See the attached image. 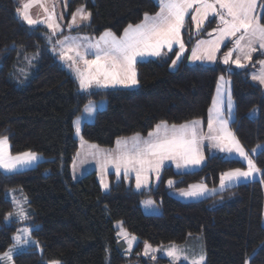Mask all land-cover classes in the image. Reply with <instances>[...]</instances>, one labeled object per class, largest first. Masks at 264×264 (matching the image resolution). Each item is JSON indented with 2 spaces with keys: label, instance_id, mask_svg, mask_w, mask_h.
<instances>
[{
  "label": "trees",
  "instance_id": "obj_1",
  "mask_svg": "<svg viewBox=\"0 0 264 264\" xmlns=\"http://www.w3.org/2000/svg\"><path fill=\"white\" fill-rule=\"evenodd\" d=\"M66 5L65 21L78 6L86 7L91 20L73 29L63 25V31L53 35L43 25L28 26L17 11L18 0H0V136H9L12 155L29 151L43 156L25 170H0V253L12 244L16 229L29 224L37 245L17 252L14 264H168L164 257L142 256L145 243L183 244L196 234L203 237V264H264V88L249 76L258 57L244 69L219 58L210 66L190 64L194 42L209 37L218 21L209 18L194 33L189 16L181 33L185 49L175 67L177 48L138 61L136 87L84 91L53 51L55 41L75 32L97 36L110 30L119 36L145 13L158 11L159 0H68ZM257 8L264 22V0ZM222 73L230 78L234 104L229 129L261 170L255 177L194 201L171 196L169 190L194 182L216 188L221 173L247 167L242 158L206 152L204 163L193 171L164 166L160 182L149 189L137 190L131 176L112 173L108 189L102 191L94 170L73 180L70 167L81 137L89 144L112 147L118 138L136 133L145 137L160 121H204ZM102 99L106 106L82 122L76 137L74 120L89 101ZM17 187L27 196L30 210L26 218L8 222L5 217L13 205L6 193ZM150 194L160 203V214L142 211L140 201ZM117 220L138 238L132 251L116 236Z\"/></svg>",
  "mask_w": 264,
  "mask_h": 264
},
{
  "label": "snow or ice",
  "instance_id": "obj_2",
  "mask_svg": "<svg viewBox=\"0 0 264 264\" xmlns=\"http://www.w3.org/2000/svg\"><path fill=\"white\" fill-rule=\"evenodd\" d=\"M33 2V0H30ZM29 3L23 5V10L17 9L22 14L23 19L29 25H36L42 21L33 19L28 12ZM257 0H159V11L154 15L144 14L143 20L138 24H128L124 28L123 34L117 36L110 30H106L98 39L90 37L72 38L64 37L63 40H56V45L61 47V58L71 61L69 65L76 72L79 80L80 89L87 91L94 85L97 87H108L122 85L131 87L138 84L136 63L138 58L145 56H162L168 51L173 50L174 44H179L180 51L176 52V59L172 61L175 66L185 49L181 39L182 30L186 28L187 17L195 25V31L200 32L209 17L218 18V27L213 29L215 38L208 41H198L197 47L192 49V60L215 61L216 53L221 45L228 40L232 42L233 47L224 54L223 63L228 65L230 62L237 67L243 68V61H250L252 54L257 50H264V22L261 15L257 14ZM91 13L85 11L83 6L78 8L73 14L69 24L71 28L77 25L79 21H86ZM79 18V20H78ZM48 28L52 29V34L56 35L60 30V25L56 23L52 15L47 20ZM51 40V37H49ZM80 40V43L76 41ZM68 52H75V58L66 55L63 49ZM83 49V52L80 51ZM56 51V48H53ZM233 53L236 58L232 59ZM92 55L93 59H87ZM77 60L83 61L87 66L86 71H82L77 64ZM264 67V61H260ZM252 79L264 85V70L259 74H253ZM224 81V77H220ZM224 83H228L224 81ZM228 109L231 113L232 101L230 93L228 95ZM224 99L220 84L217 86V96L213 99V106L209 109V118L207 123L208 131L205 133L202 128V121L193 119L180 125H169L167 121L157 123L152 131L148 132L147 137H142L136 133L131 137L118 138L116 140L115 150H102L98 146L91 145L93 149H98L96 156L101 165V173H106L109 166L114 167L115 174L119 178L123 173L128 178L130 173L135 174L136 188L148 184L150 174L154 173L156 179H160V170L166 161H172L177 168H186L199 165L204 156L202 147L207 140L211 147L219 148L221 151L235 153L247 162V170L240 168L232 169L221 173L220 189L231 187L242 178L253 177L261 170L256 166L249 153L240 144L235 134L228 128V119L223 114ZM85 110L92 113L95 110L94 104L89 101L85 105ZM77 135H80V121H75ZM9 136H0V170L8 173L32 164L37 160V154L34 152H24L12 155L10 152ZM82 144L86 143L81 137ZM256 149H253L255 152ZM79 155V153L77 154ZM75 168V162H74ZM169 186L174 184L172 179L168 180ZM101 185L104 189L109 187L103 179ZM208 189L206 185H190L189 190H181V194L187 197L201 196ZM17 206L16 215L26 218L27 213L23 209L20 201H14ZM153 201H145L146 205H151ZM9 213V218L12 216ZM120 233H118V236ZM125 235H127L125 233ZM24 237L23 239L21 237ZM16 245L9 248L8 251L0 254V262L3 264H13V256L17 247L21 244H28L31 240V230L22 229L20 234L14 237ZM136 239L132 236L128 240L129 249L132 242ZM150 245L145 243L144 255L149 254ZM166 255L173 264L181 259L187 260L186 250L176 245H170L166 250ZM155 258V257H153ZM205 257L203 254L198 257L193 256L191 264H202ZM49 264H60L53 260ZM247 264V261L245 262Z\"/></svg>",
  "mask_w": 264,
  "mask_h": 264
},
{
  "label": "rangeland",
  "instance_id": "obj_3",
  "mask_svg": "<svg viewBox=\"0 0 264 264\" xmlns=\"http://www.w3.org/2000/svg\"><path fill=\"white\" fill-rule=\"evenodd\" d=\"M209 18H212L211 16L209 17ZM217 19V21H218V18H216ZM209 20V19H208ZM206 23V22H205ZM226 42H228V43H230L229 44V46H227L226 48H224V51H222L221 52V56L220 57H218L219 59H220V62L221 63H223V57H224V54L226 53V52H228L229 51V49L230 48H232L233 47V44H232V42H230V41H225V44H226ZM224 45V44H223ZM258 52H262V53H264V50H259V51H257V52H255V54H252V58H251V61L252 60H254V56L256 55H259L260 53H258ZM233 55H234V58L233 59H235L236 58V53H233ZM256 59V58H255ZM66 60V59H65ZM260 61H264V58L262 59V58H260L259 59ZM259 60L257 61V63L255 62V67H253L251 70L253 71H251V76H253V74H259L262 70H264V67H262V65L260 64V62H259ZM66 62V67L68 68V69H71L72 67H70L69 65L72 63L71 61H69L68 62V60L67 61H65ZM249 62L250 61H243L242 60V63H244L245 64V67L246 66H248V64H249ZM224 64V63H223ZM228 66H231L232 68L234 67L235 69H244V67L243 68H240V67H237L235 64H232V63H229L228 64ZM256 68V69H255ZM71 72V71H70ZM226 75V74H225ZM221 76H223L224 77V74L222 73V75H219L218 77V81L220 82V77ZM225 78V77H224ZM229 78V77H228ZM256 82H258V81H255V83ZM230 83H231V81H230V78H229V85H230ZM259 83V82H258ZM260 84V83H259ZM222 83H220V86L222 87ZM263 88H264V85H262V84H260ZM218 86V85H217ZM94 87H97V86H95L94 85ZM117 88V87H116ZM118 88H120V87H118ZM222 89V88H221ZM231 89V88H230ZM230 89H229V93H230ZM222 95H223V99H224V101H227L228 100V96L227 97H225L224 96V91L222 92ZM216 96H217V94H216ZM213 101V100H212ZM231 101H232V107H233V100L231 99ZM93 104H94V106H95V110L92 112V113H88L85 109H84V111H83V113H82V115L81 116H84L85 117V119H86V117H87V119H89V121L92 119V118H94L93 117V114H94V112L98 109H101V107H104V106H106L105 105V100L104 99H102V100H100V101H98V102H96V101H91ZM88 104V103H87ZM211 105H212V103H211ZM211 105H210V107H211ZM226 104H225V102H224V105H223V109H224V114L225 115H228L230 118H232V116H231V114L233 113H229V109L228 110H226L225 108H226ZM210 107L208 108V111H209V109H210ZM231 107V110L233 109ZM81 116H78V118H76L75 120H74V122H73V128H75V121H77V119H79V121H80V125H81ZM208 117H209V112H208V115H207V117H206V120H201V119H199V120H201L202 121V128H203V131L205 132V133H207V131H208V128H207V123H208ZM205 123H206V126H205ZM170 125V124H169ZM75 133V135H76V137H78V135H77V133H76V129H75V131H74ZM91 145H95V144H91ZM91 145L89 144V143H83L82 144V141L80 140V143H79V146H78V153H79V155H76V157H75V159L72 161L73 163H72V165H71V170H70V173L72 174V176H73V180H78V179H80L83 175H85V174H87L88 172H91L92 171V169L93 170H95V171H97L98 172V178H99V180H100V183H101V179H103L106 183H107V177H104L103 178V174L101 173V165H100V162H98V159H97V156H96V153H97V151H98V149H102V150H115V149H111L110 147H99L98 146V149H93L92 147H91ZM97 146V145H96ZM206 149V150H205ZM29 152V151H28ZM206 152H208V154H215L216 152H218V153H220V154H222V155H224L225 157H228V158H237V157H239L237 154H235V153H228V152H226V151H221L219 148H215V147H211L210 146V144H209V142L207 141V140H205L204 141V145H203V147H202V154H203V156L205 155V153ZM77 153V154H78ZM36 154H39V153H36ZM239 158H241V157H239ZM204 160H205V156H204V159L202 160V162L199 164V165H195V166H190V167H186V168H189V169H185L184 167H182V168H184L183 170H185V171H193L194 169H198L203 163H204ZM74 162H75V168H74ZM245 163H246V166H247V162L245 161ZM172 166L175 170H177V171H179V169H181V168H177L176 167V164L174 163V162H172V161H166L165 162V164H164V166ZM29 166H34V163H32V164H30V165H27L26 167H29ZM163 166V167H164ZM110 167V166H109ZM162 167V168H163ZM162 168H161V170H162ZM160 170V171H161ZM242 170H247V167H246V169H242ZM229 171V170H228ZM106 174H107V172H106ZM130 175H132L133 177H134V180H135V174L134 173H130ZM254 177V176H253ZM253 177H250V178H247V179H241L240 181H248L249 179H252ZM136 182V181H135ZM160 181L159 180H157L156 179V176H155V174L154 173H152V174H150V179H149V182H148V184L147 185H145V186H143V187H141L140 189H149V187H150V185H152L153 183L156 185V184H158ZM236 183H238V182H236ZM196 185H199V184H196ZM206 185V184H205ZM219 185H220V182L218 183V185H216L217 186V188H219ZM101 188L103 189L102 191H105V190H107V189H104L103 187H102V185H101ZM208 188V187H207ZM183 190H185V191H187V190H189V188L188 189H183ZM172 191H174L173 193L176 195V196H178V197H180V198H183V197H187V196H184V195H182L181 194V190H176V189H174V190H172ZM210 192V191H209ZM206 193V192H205ZM204 193V194H205ZM203 194V195H204ZM6 195L12 200V205H13V209H12V211H10L9 213H12L13 215L9 218V213L6 215V217H5V221H10L11 219H21V217H19V216H17L16 215V212H17V206H16V204L14 203V201H20L21 203H22V206H23V209L25 210V212L26 213H28V211L30 210L29 208H28V198H27V196L24 194V192L22 191V189L21 188H19V187H17V188H15V191H9V192H7L6 193ZM200 197V196H199ZM194 199H200V198H194ZM149 200H151V201H153V203L151 204V205H146L145 204V201H149ZM186 201H190V200H186ZM140 204H141V209H142V211L145 213V214H160L161 213V205H160V203L158 202V200H156L155 198H154V196L153 195H149V196H144V198H142L141 199V201H140ZM263 221H264V217H263ZM114 227L116 228V230H117V232H116V236H117V238H120V239H122V240H124V242H125V244H126V247L128 246L129 247V245H128V240L129 239H131V237L132 236H134V235H132V234H130V233H128L127 231H126V229L122 226V222H121V220H117V221H115L114 222ZM25 228H27V229H30V230H32V226L31 225H29V224H23V225H21V226H19L17 229H16V231H15V233L13 234V237H12V239H13V241H12V244L6 249V251H8V249L9 248H11V247H13L14 245H16V240L14 239V237L16 236V235H18V234H20V230H22V229H25ZM118 233H120V235L118 236ZM125 233L127 234V235H125ZM22 239L24 238L23 236L21 237ZM137 241H138V238H136L133 242H132V247L133 246H135V244L137 243ZM37 245V243L35 242V240H34V238H33V236H32V231H31V240H30V242L28 243V244H26V245H24V244H21V245H19L18 247H17V251H16V253L15 254H17V252H19V251H22V250H25V249H27L28 248V246L29 245ZM148 245H150V244H148ZM166 244H163V246L162 245H150V248H149V254L148 255H144V252H145V245L142 247V251H141V255L142 256H147V257H149V256H151V258L152 257H155V258H157V257H161V258H166V259H168L169 260V263L168 264H173V261L169 258V257H167V255H166V249L169 247V246H165ZM182 249H185L186 250V254H187V256H188V259L187 260H184V259H181L180 261H177L176 262V264H187L186 262H188L189 264H191V259H192V257L193 256H196L197 257V250L196 249H194L193 247H187V246H185V247H182ZM6 251H3V252H1L0 254H2V253H4V252H6ZM14 254V255H15ZM154 258V259H155ZM53 261V260H52ZM1 264H3V262H1ZM14 264V263H13ZM49 264V263H48ZM152 264H155V263H152Z\"/></svg>",
  "mask_w": 264,
  "mask_h": 264
},
{
  "label": "crops",
  "instance_id": "obj_4",
  "mask_svg": "<svg viewBox=\"0 0 264 264\" xmlns=\"http://www.w3.org/2000/svg\"><path fill=\"white\" fill-rule=\"evenodd\" d=\"M68 0H33V2H30V0H18V2H19V8L21 9V10H23V5L25 4V3H29L30 4V7H29V9H28V12H29V15L33 18V19H38V20H40V21H42L41 23H38V24H36V25H43V26H45L47 29H49L50 30V32L52 33V29H50V28H48V26H47V23H44L43 21H45V20H47V18H48V16L49 15H52L53 16V19H54V21L56 22V23H58L59 25H60V30H58L57 31V33L56 34H59V33H61L62 31H63V25H65L64 27L65 28H69V29H73L75 26H79V25H84L85 23H89L90 22V20H91V16H90V18L88 19V20H86V21H79L78 22V24L77 25H74V26H72L71 28L69 27V24H70V22H71V19H72V14L78 9V8H81V6H78V7H76L75 9H74V11L72 12V14L69 16L70 18L67 20V21H65V18L63 17V15H64V13L66 12V2H67ZM258 1L259 0H257V4H258ZM83 8L85 9V11H87V12H89L87 9H86V7H84L83 6ZM160 9H158V11H159ZM158 11H156V12H158ZM155 12V13H156ZM256 12H257V14H259V11H258V8L256 9ZM154 13V14H155ZM154 14H152V15H154ZM20 17H21V19H23V16H22V14H20ZM78 20H79V18H78ZM143 20V19H142ZM141 20V21H142ZM23 21L28 25V26H30L24 19H23ZM216 21H217V19H216ZM219 23V22H218ZM133 25H135V24H133ZM31 26H34V25H31ZM105 31H103L102 33H100V34H98L97 36H92V35H89V34H83V33H78V32H75V33H67V34H65L64 36H62L61 38H59V40H63V38L64 37H72V38H82V37H90L91 39H93V40H95V39H98L103 33H104ZM194 33L196 32L195 31V25H194V31H193ZM123 34V31H122V33L120 34V35H122ZM119 35V36H120ZM215 35H216V33H213V35H211V36H209V37H199L195 42H194V46L192 47V49L194 48V47H197V43H198V41H208V40H212V39H214L215 38ZM181 39H182V34H181ZM227 41V40H226ZM77 43H80L81 41L80 40H77L76 41ZM223 46V44L221 45V47ZM55 48H56V51H55V54H56V56L58 57V59L60 60V62H62L63 64H64V66H66V62L65 61H67V60H65V59H62L61 58V55H60V53H61V47H60V45H56L55 46ZM175 48H177L178 49V51L177 52H179L180 51V48H179V44H174L173 45V50L175 49ZM192 49H191V52L189 53V58H188V62L190 63V64H192V63H199V62H201V63H203V64H206V65H211V64H213L217 59H218V57H220L221 55L219 54L218 55V52L220 51H218L217 53H216V60L215 61H207V60H192V59H190V57L192 56ZM221 49V48H220ZM64 51H65V53H66V55H71V56H73L74 58H75V52H68L67 51V49L65 48V49H63ZM165 50H167V48H165L164 49V52H165ZM80 51L81 52H83V49H80ZM168 51V50H167ZM224 51V50H223ZM257 51H259V49L257 50ZM184 52V51H183ZM258 53H260L259 55H257V59L255 60V62L257 63V61L260 59V58H264V53H262V52H258ZM253 54H255V52L253 53ZM182 55V54H181ZM256 56V55H255ZM254 56V57H255ZM155 56H145V57H143V58H138V61H143V60H145V59H151V58H154ZM94 57L92 56V55H88L87 56V59H93ZM181 58V57H180ZM234 58V55L232 56V59ZM175 59H176V55H175ZM174 59V60H175ZM180 60V59H179ZM178 60V61H179ZM177 61V62H178ZM69 62V61H68ZM250 62H251V60H250ZM249 62V63H250ZM259 62H260V60H259ZM70 63V62H69ZM231 63V62H230ZM176 65H177V63H176ZM175 65V66H176ZM76 66H78L82 71H86L87 70V66L86 65H84V63H83V61H80V60H77V64H76ZM175 66H173L172 65V68L173 67H175ZM231 67V66H230ZM256 69V68H255ZM69 71H71L72 72V74L74 75V77L77 79V82L79 83V80H78V78H77V75H76V72L74 71V69L73 68H71V69H69ZM251 71L252 70H250V73H251ZM136 72H137V70H136ZM253 72V71H252ZM249 73V76L251 77V80H253L252 79V76H251V74ZM224 81H227L228 83H224V81H221L220 80V82L219 81H217V83H216V86H215V91H214V94H213V96H212V100L216 97V94H217V85L218 84H220V83H222L223 85H222V92L224 91V96L225 97H227L228 95H229V89H230V85H229V78L227 77V75H225L224 74ZM254 82H255V80H253ZM138 85V84H137ZM137 85H135V86H131V87H125V86H122V85H115V86H108L107 88H111V87H120V88H133V87H136ZM94 87V86H93ZM96 88H100V87H96ZM228 101V100H227ZM227 101H224L225 102V104L227 105L226 106V110H228V104H227ZM213 106V101H212V105H211V107ZM233 106H234V104H233ZM210 107V108H211ZM233 108V107H232ZM84 109V108H83ZM96 109V108H95ZM84 111V110H83ZM233 112V113H232ZM231 116H232V118H233V116H234V110L232 109L231 110ZM90 114V113H89ZM223 114H224V109H223ZM80 116H81V114H80ZM82 118H81V124H82V122H84V121H89V119H87V117H86V119H85V117L84 116H81ZM224 117H225V119H228V121H229V123H228V128H229V124H230V122H231V120H232V118H230L228 115H225L224 114ZM209 118V117H208ZM183 123H185V122H182V123H180V124H183ZM171 125V124H170ZM154 129V128H153ZM152 129V130H153ZM152 130H150V131H152ZM147 135H148V133H147ZM147 135L145 136V137H147ZM133 136V135H132ZM127 137H131V136H126V137H124V138H127ZM143 137V136H142ZM92 144V143H91ZM90 144V145H91ZM117 147V145H116V140H115V142L113 143V146L112 147H110L111 149H115ZM24 152H28V151H24ZM78 153V152H77ZM13 155H17V154H13ZM77 155V154H76ZM76 155H75V157H76ZM75 157H74V159H75ZM43 159V156L41 155V154H37V160L36 161H34L33 163H34V165H36V162L37 161H40V160H42ZM73 159V160H74ZM245 161V160H244ZM73 163V162H72ZM72 165V164H71ZM29 167H32V166H29ZM29 167H26V166H24V167H22V168H20V169H18V170H25V168H29ZM184 168H181V169H179V171L180 172H182V170H183ZM185 169H189V168H185ZM70 170H71V167H70ZM93 170V169H92ZM95 171V170H94ZM92 172V171H91ZM97 172V171H96ZM112 173H114L115 174V169H114V167H112V166H110L109 168H108V170H107V174L106 173H103V178L104 177H107V183H108V185H110V183H109V178H110V176L111 175H113ZM257 174V173H256ZM256 174H254V177H255V175ZM72 175V174H71ZM121 175H123V173H121ZM129 176H131L132 177V180H133V182H134V187H135V189H137L136 188V182H135V180H134V177L132 176V175H130L129 174ZM72 178H73V176H72ZM97 178H98V172H97ZM98 183H100V180H99V178H98ZM196 184H203V183H200V182H194V184H190V185H196ZM152 185H154V183L152 184ZM190 185H188V186H186V187H183L182 189H179V190H183V189H188L189 188V186ZM100 186H101V183H100ZM151 186V185H150ZM208 187V186H207ZM102 189V188H101ZM108 189V188H107ZM208 189H215V191L213 192V191H207L204 195H201L200 197L199 196H196V197H183V198H180V197H178V196H176L173 192L174 191H172V190H174V189H171V190H169V193H170V195L171 196H174V197H176L177 199H179V200H181V201H186V200H190V201H194V198H204L205 196H207V195H209V194H212V193H215L217 190H218V188H217V186H216V188H210V187H208ZM103 190V189H102ZM138 190V189H137ZM176 190H178V189H176ZM170 245H173V244H168V245H165V246H170ZM174 245H176V246H178L179 248H182V247H185V246H187V247H193L194 249H196L197 250V257L199 256V255H201V254H203L204 255V253H205V249H204V246H203V237H202V235H200V234H196L195 236H189V237H187V239L185 240V242L183 243V244H174ZM133 247H131V249H129V247L127 246L126 247V251L127 252H129V251H132L133 249H132ZM150 258H151V256H149ZM153 258V257H152ZM151 258V259H152ZM205 260V259H204ZM204 262V261H203ZM203 262H202V264H203ZM187 264H189L188 262H186ZM127 264H139V263H136V262H130V263H127Z\"/></svg>",
  "mask_w": 264,
  "mask_h": 264
}]
</instances>
